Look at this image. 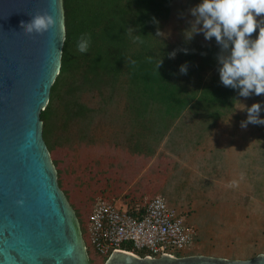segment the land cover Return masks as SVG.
Wrapping results in <instances>:
<instances>
[{"label":"rangeland","instance_id":"1","mask_svg":"<svg viewBox=\"0 0 264 264\" xmlns=\"http://www.w3.org/2000/svg\"><path fill=\"white\" fill-rule=\"evenodd\" d=\"M175 35L172 29L171 36ZM61 93L64 96L65 91ZM67 98L78 99L72 95ZM87 99L82 95L80 100L86 103ZM98 99L107 105L102 108L104 118L96 125H86L83 132L78 131L80 136L76 128L83 120L76 117L64 127L66 108L59 102L56 121L46 136L50 143L53 141L49 151L80 220L91 264H103L105 257L90 242L89 217L98 197L112 199L114 195V200L127 204L143 203L159 195L185 213L195 237L192 248L176 250L177 256L186 253L247 259L264 253V125L241 127L247 120L246 109L253 103H261L260 118L264 119V94L239 96L234 115L215 123L203 118V109H186L177 119H159L155 107L137 114L123 99L119 103L109 101L105 94ZM136 116L146 120L136 122ZM65 128V137L70 138L67 142L60 136ZM118 140H134L143 148L162 143L178 155L94 152L110 149Z\"/></svg>","mask_w":264,"mask_h":264},{"label":"trees","instance_id":"2","mask_svg":"<svg viewBox=\"0 0 264 264\" xmlns=\"http://www.w3.org/2000/svg\"><path fill=\"white\" fill-rule=\"evenodd\" d=\"M62 2L66 34L61 69L51 87L49 103L40 113L48 148L53 141L50 143L46 136L50 125L56 121L59 102L66 108L62 115L64 127L76 117L83 120L76 128L79 135L78 131L83 132L86 125H96L103 120L102 108L107 105H101L103 102L98 97L104 94L109 101L119 103L123 99L137 114L155 107L159 119H167V116L177 119L186 109H203V118L213 123L234 115L238 90L220 82L217 61L220 46L215 38L205 40L200 33L186 41L183 34L190 27L189 21L194 19L189 10L202 0ZM172 29L176 30L175 37L171 36ZM157 32L162 34L158 36ZM82 33L92 36L86 54L77 50V40ZM136 35L140 36L139 40ZM258 35L259 29L251 38L256 39ZM174 51L175 57L170 58L169 54ZM184 64H187V74L180 72ZM61 91H65L64 96ZM69 95L78 99L67 100ZM82 95L92 102L81 101ZM134 118L139 123L146 120L144 116ZM66 129L60 136L67 142L70 138L65 137Z\"/></svg>","mask_w":264,"mask_h":264},{"label":"water","instance_id":"3","mask_svg":"<svg viewBox=\"0 0 264 264\" xmlns=\"http://www.w3.org/2000/svg\"><path fill=\"white\" fill-rule=\"evenodd\" d=\"M37 13L52 15L54 27L26 35L21 21ZM65 34L62 0H0V264H91L40 115L61 69ZM103 264H264V253L151 257L119 249Z\"/></svg>","mask_w":264,"mask_h":264},{"label":"clouds","instance_id":"4","mask_svg":"<svg viewBox=\"0 0 264 264\" xmlns=\"http://www.w3.org/2000/svg\"><path fill=\"white\" fill-rule=\"evenodd\" d=\"M189 11L194 19L184 30L185 39L191 41L200 33L205 40L215 38L220 46L217 61L223 86L238 90V95L245 98L264 94V0H202ZM55 23L52 15L37 13L27 23L21 21L20 26L26 35L43 34ZM257 29L259 35L252 39ZM129 31L133 32V29L129 28ZM161 34L157 32L158 36ZM139 39L140 36L136 35V40ZM91 43V34L82 33L77 40V50L86 54ZM175 54L174 51L169 57L174 58ZM131 63L135 64V61ZM180 72L187 74V64L180 66ZM241 105V109H245L246 106ZM261 110V103L248 107L247 120L241 122V127L246 128L249 123L264 125V119L260 118Z\"/></svg>","mask_w":264,"mask_h":264},{"label":"built area","instance_id":"5","mask_svg":"<svg viewBox=\"0 0 264 264\" xmlns=\"http://www.w3.org/2000/svg\"><path fill=\"white\" fill-rule=\"evenodd\" d=\"M186 219L185 213L159 195L132 204L100 196L87 229L93 248L105 260L119 249L139 256L137 252L151 257L174 256L176 250H190L193 246L195 230Z\"/></svg>","mask_w":264,"mask_h":264},{"label":"crops","instance_id":"6","mask_svg":"<svg viewBox=\"0 0 264 264\" xmlns=\"http://www.w3.org/2000/svg\"><path fill=\"white\" fill-rule=\"evenodd\" d=\"M94 152H98V155H178L170 148L164 147L162 143L151 146V148H143L141 144L137 145V143L135 144L129 140L115 141L112 148L106 150L95 149ZM112 199H115V195ZM123 203H127V201Z\"/></svg>","mask_w":264,"mask_h":264},{"label":"flooded vegetation","instance_id":"7","mask_svg":"<svg viewBox=\"0 0 264 264\" xmlns=\"http://www.w3.org/2000/svg\"><path fill=\"white\" fill-rule=\"evenodd\" d=\"M106 260H104V262H105Z\"/></svg>","mask_w":264,"mask_h":264}]
</instances>
